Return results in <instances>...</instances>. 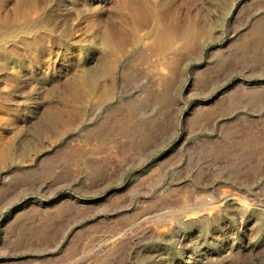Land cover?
<instances>
[{
  "label": "rangeland",
  "instance_id": "1",
  "mask_svg": "<svg viewBox=\"0 0 264 264\" xmlns=\"http://www.w3.org/2000/svg\"><path fill=\"white\" fill-rule=\"evenodd\" d=\"M0 264H264V0H0Z\"/></svg>",
  "mask_w": 264,
  "mask_h": 264
}]
</instances>
